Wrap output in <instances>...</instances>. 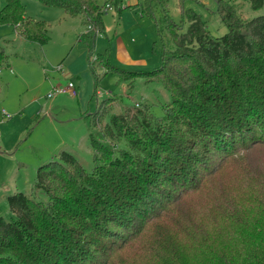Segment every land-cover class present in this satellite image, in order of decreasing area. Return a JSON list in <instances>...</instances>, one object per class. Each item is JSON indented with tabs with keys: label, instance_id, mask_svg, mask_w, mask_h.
<instances>
[{
	"label": "trees",
	"instance_id": "1",
	"mask_svg": "<svg viewBox=\"0 0 264 264\" xmlns=\"http://www.w3.org/2000/svg\"><path fill=\"white\" fill-rule=\"evenodd\" d=\"M38 1L85 17L90 54L95 31L104 30L97 1ZM150 1L136 5L148 12ZM248 1L254 10L264 5ZM181 12L179 23L167 15L154 22L162 41L154 69H118L107 48L97 58L120 80L162 83L170 95L163 113L144 104L104 124L98 111L89 113L92 170L61 150L36 171L33 187L45 201L7 197L12 215L0 214V264H264V165L248 156L264 153V14L244 18L234 3L217 0L227 30L214 36L198 14ZM0 24L48 41L45 21L27 16L20 0H4ZM8 57L0 50L1 66Z\"/></svg>",
	"mask_w": 264,
	"mask_h": 264
},
{
	"label": "rangeland",
	"instance_id": "2",
	"mask_svg": "<svg viewBox=\"0 0 264 264\" xmlns=\"http://www.w3.org/2000/svg\"><path fill=\"white\" fill-rule=\"evenodd\" d=\"M20 1L27 16L45 21L48 41L40 45L20 40L12 24H0V50L9 56L8 65H0V214L5 219L12 215L7 197L15 192L46 200V195L33 187L36 171L40 165L58 160L61 150L76 154L84 169L92 170V154L81 151L88 133L89 113L98 111L96 118L101 124L112 113L130 110L136 113L144 104L150 106L155 116L163 113L170 95L162 83L142 78L120 80L115 71H107L100 61L96 62L106 48L107 61L111 65L127 71H146L160 65L162 41L154 22L165 23V15L179 23L182 9H190L200 16L212 35L220 36L227 30L217 13V0H182L181 4L179 0H151L148 12L131 2L130 6L105 9L108 0H96L105 10L101 18L106 29L96 32L93 48L89 51L88 63L93 65L89 66V72L93 86L96 84V94L93 95L92 88L85 103L81 104L76 96L67 94L48 98L46 94L51 87L64 85L66 79L58 84L53 82L49 87L46 77L58 71L55 67L63 56H73L83 47L82 42L76 44L78 31L61 28L58 23H76L81 27L85 17L66 15L57 7L43 6L38 0ZM224 1L234 3L244 18L264 14V5L254 10L248 0ZM3 4L4 0H0V8ZM63 16L65 19L61 18ZM187 25L184 17L183 29ZM164 38L168 40L166 32ZM44 53L53 60H44ZM115 140L118 145L122 143ZM248 156L252 166L264 165L262 150L251 149Z\"/></svg>",
	"mask_w": 264,
	"mask_h": 264
},
{
	"label": "crops",
	"instance_id": "3",
	"mask_svg": "<svg viewBox=\"0 0 264 264\" xmlns=\"http://www.w3.org/2000/svg\"><path fill=\"white\" fill-rule=\"evenodd\" d=\"M137 1L138 0H125L124 4L125 5H131L130 4V2H131V3H135L134 5H136ZM61 18L65 19L64 16ZM48 26H49V24H48ZM58 26L61 28H65V29L71 28V29H74V31H78V38L76 39V44L79 45L80 42H82L83 47L78 49V51L76 53H74L73 56H71L72 54H67L65 57L63 55H61L63 57H62V59L59 60V62L62 63L63 68L60 70V72L57 71L56 73H53L52 76L46 77V79L48 80L47 82H48L49 87L52 86L51 83H53V82L55 84H58V83L63 82L64 79L73 80L74 83L76 84V89H77V93L74 96L77 97V99L81 102V104H84L86 98L90 94L91 89L93 88V81L91 80V76H90L91 74L89 72V63H88L89 53H88V49H87L88 47H87L86 43L83 41V39L81 38V34L84 33L85 31L89 30V29H87V25H85L84 23L82 24L81 27L80 26L77 27L76 23H58ZM103 29L104 30L106 29V27L104 25H103ZM18 38L20 39L22 37L18 36ZM20 40H24V39L22 38ZM43 56H44V60H47L49 62H50V60H53L52 56H50V55L47 56V53H44ZM69 56H71V57H69ZM48 59H50V60H48ZM96 62H99V61L97 60ZM112 96H115V95H112ZM110 97L111 96H109L107 98H110ZM147 97L150 98L149 95ZM118 101H119V99H118ZM111 102L113 103V101H110L109 103H111ZM119 103H120V101H119ZM124 106L126 107V105H124ZM81 145H82L81 151H84L86 153L89 152L91 154L93 153V148L91 147V145L89 143L88 135H86V141L83 142ZM66 151H68V150H66ZM69 152H71V151H69Z\"/></svg>",
	"mask_w": 264,
	"mask_h": 264
},
{
	"label": "built area",
	"instance_id": "4",
	"mask_svg": "<svg viewBox=\"0 0 264 264\" xmlns=\"http://www.w3.org/2000/svg\"><path fill=\"white\" fill-rule=\"evenodd\" d=\"M105 9H111V6L109 4H105ZM87 29H91V27L88 25ZM95 32H98V31H95ZM55 68L56 70L60 71L63 68L62 63H58ZM76 93H77L76 84L74 83L73 80L67 79L64 85L52 86L51 89L46 94V96L48 98L55 97L58 94H67V95L74 96L76 95ZM135 105L138 106L137 103Z\"/></svg>",
	"mask_w": 264,
	"mask_h": 264
}]
</instances>
